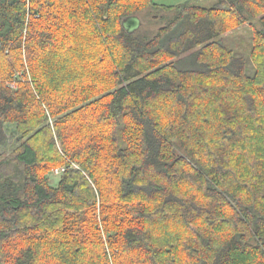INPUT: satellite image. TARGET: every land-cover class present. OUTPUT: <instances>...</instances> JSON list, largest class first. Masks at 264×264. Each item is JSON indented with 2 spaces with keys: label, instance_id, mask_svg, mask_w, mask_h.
<instances>
[{
  "label": "trees",
  "instance_id": "obj_1",
  "mask_svg": "<svg viewBox=\"0 0 264 264\" xmlns=\"http://www.w3.org/2000/svg\"><path fill=\"white\" fill-rule=\"evenodd\" d=\"M0 264H264V0H0Z\"/></svg>",
  "mask_w": 264,
  "mask_h": 264
},
{
  "label": "rangeland",
  "instance_id": "obj_2",
  "mask_svg": "<svg viewBox=\"0 0 264 264\" xmlns=\"http://www.w3.org/2000/svg\"><path fill=\"white\" fill-rule=\"evenodd\" d=\"M218 0H154V2L163 7H174L187 2H193L196 5L201 6H213ZM137 16L141 20L140 28L134 33L135 35H139L143 39H151L156 35L158 30L166 24L167 13L155 10V9H147L144 12L137 14ZM165 17V19H163ZM260 29V26L257 25ZM230 40L233 42L232 44L237 47V51L250 56V49L253 43V29L249 25H244L240 29L233 31L228 35ZM6 132L10 137V144L8 148L4 150V154L8 155L14 147L18 144L17 142V132L13 126H7ZM181 152V151H180ZM60 175H56L55 173H51L49 175L51 184L53 186L57 185Z\"/></svg>",
  "mask_w": 264,
  "mask_h": 264
},
{
  "label": "water",
  "instance_id": "obj_3",
  "mask_svg": "<svg viewBox=\"0 0 264 264\" xmlns=\"http://www.w3.org/2000/svg\"><path fill=\"white\" fill-rule=\"evenodd\" d=\"M122 26L129 34H134L140 28L141 20L138 16H131L123 21Z\"/></svg>",
  "mask_w": 264,
  "mask_h": 264
},
{
  "label": "built area",
  "instance_id": "obj_4",
  "mask_svg": "<svg viewBox=\"0 0 264 264\" xmlns=\"http://www.w3.org/2000/svg\"><path fill=\"white\" fill-rule=\"evenodd\" d=\"M31 0H28V3H30ZM64 171V169H59L55 171L56 175H60L62 172Z\"/></svg>",
  "mask_w": 264,
  "mask_h": 264
}]
</instances>
